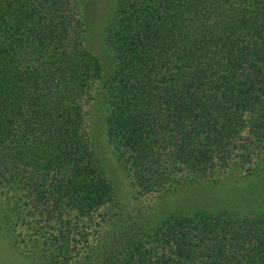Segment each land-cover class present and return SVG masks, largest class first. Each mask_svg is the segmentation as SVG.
I'll list each match as a JSON object with an SVG mask.
<instances>
[{"label":"trees","instance_id":"trees-1","mask_svg":"<svg viewBox=\"0 0 264 264\" xmlns=\"http://www.w3.org/2000/svg\"><path fill=\"white\" fill-rule=\"evenodd\" d=\"M85 33L76 0H0L9 244L26 264H264V204L126 208L88 133L97 100L137 197L264 178V0H113L108 65Z\"/></svg>","mask_w":264,"mask_h":264},{"label":"rangeland","instance_id":"rangeland-1","mask_svg":"<svg viewBox=\"0 0 264 264\" xmlns=\"http://www.w3.org/2000/svg\"><path fill=\"white\" fill-rule=\"evenodd\" d=\"M84 16L86 26V43L98 53L104 65H108V56L102 47L101 29L109 13L113 0H76ZM102 108L96 100L89 108L88 133L94 154L111 181L116 198L126 208H163L177 206L183 201L195 202L194 205L213 206L217 203H230L241 208H256L264 204V178H248L236 168L221 173L215 181L200 180L181 189L149 197H137L125 173L121 170L115 156L108 146L101 122ZM260 160V161H259ZM261 163L258 159L257 164ZM16 198L11 189L0 193V212L6 204ZM109 226L100 232L104 236ZM0 264H26L20 248L9 244V239L0 227Z\"/></svg>","mask_w":264,"mask_h":264}]
</instances>
